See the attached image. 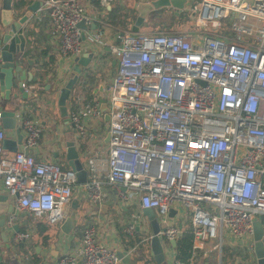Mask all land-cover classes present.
Wrapping results in <instances>:
<instances>
[{
	"label": "built area",
	"instance_id": "1",
	"mask_svg": "<svg viewBox=\"0 0 264 264\" xmlns=\"http://www.w3.org/2000/svg\"><path fill=\"white\" fill-rule=\"evenodd\" d=\"M41 1L60 55L79 56L77 23L84 20L88 26L94 19L85 8L89 0ZM98 1L104 7L113 0ZM186 15L197 34L125 30L117 44L108 46L114 73L100 85V95L74 102L67 112L76 142L93 133L94 145H103L87 151L82 161L87 178L81 187L88 202L112 201L122 211L132 204L153 209L166 224L165 241L177 240L184 230L169 223V211L188 215L191 257H174L169 264H194L192 257L223 233L253 253V222L259 220L264 229V0H200ZM87 35L100 42L95 33ZM1 117L0 105V193L4 190L18 210L48 225L61 223L78 185L74 171L35 158L31 152L42 128L23 115L17 118L22 147L7 156ZM100 124L103 132H93ZM131 216L124 229L129 235L139 218ZM13 224L9 215L5 227L13 231ZM29 237L13 231L16 242ZM77 257L79 264L120 262L94 223L83 228ZM253 258L245 264H256ZM73 263L65 255L57 264Z\"/></svg>",
	"mask_w": 264,
	"mask_h": 264
},
{
	"label": "crops",
	"instance_id": "2",
	"mask_svg": "<svg viewBox=\"0 0 264 264\" xmlns=\"http://www.w3.org/2000/svg\"><path fill=\"white\" fill-rule=\"evenodd\" d=\"M33 1L13 0L12 3L13 6L22 7V14L26 10V6ZM81 3L84 2L81 1ZM122 3L123 0H113L104 7L100 4L99 7H94L91 0L85 2L87 13L94 17L92 23H95V27L91 28L92 23L88 25L86 38L82 40L83 50L79 56L89 53L91 59L87 66L82 68L71 91L66 106L67 112L74 102L90 100L99 96L100 85L108 82L112 77L114 58L110 55L108 46L113 43L117 44L119 35L130 27L121 30L116 23H109L106 16L114 9L121 7ZM103 17L105 21H101ZM4 31L0 21V36ZM22 32L27 41L21 57L22 69L30 74V79L25 77L23 84L26 87L34 86L35 89L32 91L25 89L27 96L19 99L15 106L12 99H0L1 108L14 109L16 118L23 115L40 123L42 133L38 148L32 152L30 150L36 159L51 160L68 167L65 142L73 139L79 157L84 161L87 151L101 148L103 145H94L93 133L85 142H76L72 128L65 124L59 116L56 105L58 90L71 76L75 57L60 55L59 40L51 33L49 17L41 6L24 23ZM90 32L100 36V42L92 41L87 35ZM182 32L197 34L198 29L193 22H190L188 28ZM28 60L33 61V64L29 65ZM102 128H105L104 124L103 126L101 124L94 126L93 132L100 134L103 132ZM5 131L6 138L16 137L13 130ZM5 154L10 156L11 152L5 150ZM0 195L4 197L0 200V210L5 212L7 219L10 215L8 213L10 206L16 208L15 198L8 196L4 190ZM102 205L106 206L105 210H101V205L91 204L83 197L78 206L79 218L75 229L72 234L68 235L61 232L60 223L49 226L32 213L19 210L18 215H13L14 223L18 225L20 231L28 232L30 237L28 240L16 242L13 239L14 230L11 231L5 227L7 240L0 238V264H57L59 259L65 255L73 259V264H79L77 249L82 230L85 226L93 223L98 227L99 238L112 249L121 251L128 257L130 264H155L150 249L151 230L142 210L133 204L127 210L115 209L112 201ZM131 213H135L139 217L136 225L141 229L135 228V232L129 235L124 233V229L134 219ZM169 217V223L179 225L183 229L191 226L188 215L183 211L174 209L173 215ZM156 218L162 222L158 216ZM166 242L162 239L166 262L169 264L176 256V251L175 247L167 246ZM51 245L54 247L52 248ZM192 258L194 264H245L253 258V253L247 244L223 233L218 238L208 241L205 247ZM119 264L123 263L120 261Z\"/></svg>",
	"mask_w": 264,
	"mask_h": 264
},
{
	"label": "water",
	"instance_id": "3",
	"mask_svg": "<svg viewBox=\"0 0 264 264\" xmlns=\"http://www.w3.org/2000/svg\"><path fill=\"white\" fill-rule=\"evenodd\" d=\"M13 0H1L0 21L1 26L4 28V33L0 36V99L14 101V106L17 105L19 99L25 98L27 92L23 87V80L25 77L30 79V74L25 72L22 68L23 62L21 61L22 53L26 46V38L22 32L24 23L33 12H36L42 4L41 0H34L30 5L26 6V10L21 14V6H13ZM187 0H148L137 1L134 5L135 19H133L130 25L132 32H139V29L147 21V17L151 12L172 8L173 15L178 16L184 9ZM190 17L194 18V13H190ZM77 27L82 29L81 38L85 39L83 30H87L88 26L85 25L84 20H80L77 23ZM95 27V23L91 24V28ZM123 33V32H122ZM121 33V34H122ZM91 59V54L84 53L82 56H76L74 58V66L72 68L71 76L58 90L56 105L58 108L59 116L63 119L65 124L70 125L72 131L74 125L70 122L67 116V102L69 100L71 91L76 84L79 74L83 67L87 66ZM29 65L33 64V61L28 60ZM30 95V94H28ZM100 108L105 111L106 104L104 100H100ZM107 119V118H106ZM1 126L4 130H13L16 134L15 138H3L1 146L4 150L9 152H15L19 147H22V133L17 124V118L15 116L14 109H2ZM107 139V138H106ZM66 146V160L68 167L74 171L76 181L78 183L75 194L72 197L70 204L64 209L66 214L63 221L59 225V229L63 234H72L75 229L76 222L79 218L78 206L83 198V190L81 183L87 178V170L79 157L78 151L75 147L73 139H69L65 142ZM25 153H30V150L24 148ZM4 198L0 195V200ZM106 206L101 205V210H105ZM174 210L169 211V216L173 215ZM10 215H18L19 210L15 207H11L8 210ZM142 214L147 219L150 230V249L155 264H168L165 258L164 246L162 243L161 231L166 228L164 222H159L156 218V214L151 208H143ZM6 216L5 212L0 210V238L7 240V232L5 231ZM14 231H19L17 224L12 225ZM140 226H137V230H140ZM253 256L256 264H264V229L259 220L253 222ZM167 246L175 247L176 240L170 239L167 242ZM53 248L54 246L51 245ZM118 258L123 264H130L128 257H126L121 251H116Z\"/></svg>",
	"mask_w": 264,
	"mask_h": 264
},
{
	"label": "rangeland",
	"instance_id": "4",
	"mask_svg": "<svg viewBox=\"0 0 264 264\" xmlns=\"http://www.w3.org/2000/svg\"><path fill=\"white\" fill-rule=\"evenodd\" d=\"M137 1H148V0H123V3L120 5L122 7V10L120 13L121 15L119 17L120 22H121L119 25V28L121 30L129 28L130 25L132 24L133 22L132 19H134L133 17L135 15V11H133L134 9H131V8L132 6L134 8V5ZM199 1L200 0H187V2L185 3V7H186L185 10L183 11V13H180L178 16L173 15V13L169 11V8L158 10V12L154 16L147 17V21H145V23L139 29V32H142V33L182 32V30L188 28V26L190 25V22L194 23L193 20L188 19L186 15L187 9H189L193 4L198 3ZM116 4H119V3H116ZM128 5L129 7L127 8L132 10L130 14H129L130 10L124 9ZM127 14L129 15L127 16ZM49 226H53V225H49Z\"/></svg>",
	"mask_w": 264,
	"mask_h": 264
},
{
	"label": "trees",
	"instance_id": "5",
	"mask_svg": "<svg viewBox=\"0 0 264 264\" xmlns=\"http://www.w3.org/2000/svg\"><path fill=\"white\" fill-rule=\"evenodd\" d=\"M92 5H95L97 7H99L100 3L98 0H91ZM94 6V7H95ZM122 8L118 7L117 9H114L110 14H108L106 16V20L111 24H117L120 25V13H121ZM132 12V10H130L129 14ZM158 10L155 12L157 13ZM127 14V16L129 15ZM125 16V17H127ZM101 21H105L104 17L103 19L101 18ZM191 248H192V233L190 230V226H187L182 234L180 235V237L176 240V246H175V251H176V258L183 260V261H187L190 257H191Z\"/></svg>",
	"mask_w": 264,
	"mask_h": 264
},
{
	"label": "flooded vegetation",
	"instance_id": "6",
	"mask_svg": "<svg viewBox=\"0 0 264 264\" xmlns=\"http://www.w3.org/2000/svg\"><path fill=\"white\" fill-rule=\"evenodd\" d=\"M123 6H124V5H123ZM127 7H129V5L126 6L124 9H125V10H131V9H134L133 6H132L131 9H129V8H127ZM130 7H131V6H130ZM133 11H135V10H133ZM155 12H156V11L151 12L150 15H149L148 17H150V16H154V15L156 14ZM135 16H136V14H135L134 17H133L134 19H135ZM132 20H133V19H132Z\"/></svg>",
	"mask_w": 264,
	"mask_h": 264
}]
</instances>
